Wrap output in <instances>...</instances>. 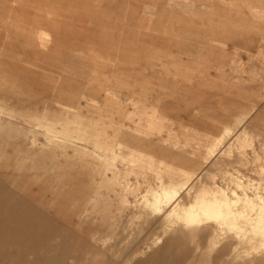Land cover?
<instances>
[{
    "label": "rangeland",
    "instance_id": "1",
    "mask_svg": "<svg viewBox=\"0 0 264 264\" xmlns=\"http://www.w3.org/2000/svg\"><path fill=\"white\" fill-rule=\"evenodd\" d=\"M0 106V264H264V0H0Z\"/></svg>",
    "mask_w": 264,
    "mask_h": 264
},
{
    "label": "bare ground",
    "instance_id": "2",
    "mask_svg": "<svg viewBox=\"0 0 264 264\" xmlns=\"http://www.w3.org/2000/svg\"><path fill=\"white\" fill-rule=\"evenodd\" d=\"M45 34H47V33H45ZM0 108H4L3 106H0ZM176 186H178V185H176ZM206 188V187H205ZM204 190V189H203ZM206 190V189H205ZM199 191V190H198ZM202 191V190H201ZM209 192V191H208ZM235 193V192H234ZM234 193H232L233 195H234ZM197 194V197L199 198V200H200V204L202 205V206H204V207H207V206H212V207H214V208H216L217 210H218V214H219V216H221L222 218H224V219H227V220H230V219H233V218H235V219H237V215H233V217L231 218V217H229V218H227L226 216H225V212H227V211H229V210H234L238 205V200L237 199H239L238 197H237V199H227V197L225 198V197H220V200H215L214 198H215V196H206V195H203V194H200V193H196ZM206 194H209V193H206ZM215 194V193H214ZM217 194H219V193H217ZM211 195H213V194H211ZM216 195V194H215ZM224 195H226V194H224ZM237 195V194H236ZM235 196V195H234ZM246 196V195H245ZM233 197V196H232ZM243 196H241V198H242ZM235 198V197H234ZM249 198V197H248ZM251 198H253V197H251ZM254 200H257V199H255V198H253ZM249 200V199H248ZM246 201V200H245ZM258 201V200H257ZM256 201V202H257ZM260 201V200H259ZM264 202V201H263ZM248 201H247V203H244L243 205L245 206L246 204L248 205ZM261 203V202H260ZM252 204H253V202H252ZM251 203H250V205H252ZM264 204V203H263ZM255 207H256V205H254ZM264 207V206H263ZM262 207V208H263ZM238 208V207H237ZM261 208V209H262ZM255 209V208H254ZM258 209H260V208H258ZM253 210V209H252ZM256 210H257V208H256ZM255 210V211H256ZM259 211V210H258ZM263 211V210H262ZM236 212V211H235ZM259 212H261V211H259ZM264 212V211H263ZM264 217V216H263ZM7 222V221H6ZM53 249V248H52ZM51 249V250H52ZM55 249V248H54ZM53 249V250H54ZM58 249V248H57ZM55 251V250H54ZM64 251V250H63ZM67 253V252H66ZM65 253V254H66ZM68 254V253H67ZM49 255H51L52 256V253H50ZM51 256H50V258H51ZM61 256H63V254L61 255ZM53 258L55 257V256H52ZM60 257V256H59ZM63 258V257H62ZM48 259H49V257H48ZM56 259V258H55ZM51 260H52V258H51ZM9 262V261H8ZM60 264H61V261L59 262ZM63 263V262H62ZM140 263V262H139ZM135 264V263H134ZM156 264H166V258H164V257H161V258H158V261L156 260Z\"/></svg>",
    "mask_w": 264,
    "mask_h": 264
}]
</instances>
